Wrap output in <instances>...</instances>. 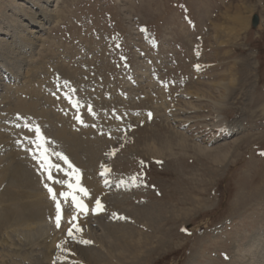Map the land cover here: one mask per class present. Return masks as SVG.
<instances>
[{"label":"rangeland","instance_id":"1","mask_svg":"<svg viewBox=\"0 0 264 264\" xmlns=\"http://www.w3.org/2000/svg\"><path fill=\"white\" fill-rule=\"evenodd\" d=\"M18 99L90 130L111 179L99 173V194L115 200L93 213L90 195L87 215L47 220L32 246L2 230L0 264H32L48 241L43 264H82L68 229L85 219L97 237L101 214L149 237L122 264H243L244 243L264 238V0H0V165L33 141L20 126L35 123L5 105ZM173 132L186 148L166 143ZM137 206L156 208L154 228L130 215Z\"/></svg>","mask_w":264,"mask_h":264},{"label":"bare ground","instance_id":"2","mask_svg":"<svg viewBox=\"0 0 264 264\" xmlns=\"http://www.w3.org/2000/svg\"><path fill=\"white\" fill-rule=\"evenodd\" d=\"M221 85L222 83L221 84L218 83V87ZM31 86L32 85H30V87ZM32 92L34 93V91ZM35 93L33 95H35ZM29 95L30 94L28 93L27 97L30 98ZM69 98L71 99L72 102L74 101L72 97L69 96ZM31 102L32 101H28V103ZM36 102H32L31 104L27 103L28 105L25 106L24 102H21V100L18 99V101H16L15 103L9 101V103L5 105L9 106L8 109L10 111L14 110L15 112V111L23 110L24 113L28 115L27 119L33 121L35 123L34 124L35 126L37 124L36 122H38V124L40 123L39 128L42 135L44 136V140L46 136L48 138L50 136L53 138L52 139L54 140L53 145L51 144L47 145L46 142V148L48 149L49 158L52 161V163L54 162V164L60 165V167L64 170L57 172L55 171V169H53V175L56 178L61 180H67L68 178L64 175V172L69 170L64 167V165L62 164V160L58 159L55 153H62L63 156H65L69 160L70 164L74 165V168L79 169L78 175L80 177V184L83 188H85L88 191L87 196H80V197L81 198L84 197L82 199L83 202L87 205L88 210L89 208L92 209V201L89 198L90 195H92V199L94 200V203H96V200L98 198L103 206L112 204L111 203L112 200H115L114 197L115 194L114 195L110 194L107 196L106 193L102 196L99 194L100 189L98 188V184L96 183L99 174L95 172V169L97 168V164H99L101 145L97 141H93V139L92 140L90 139V135H89L90 130L87 131L83 130L80 133L70 131L68 129V124L70 119L68 112H66L68 113V115L65 114L66 115L65 117H60V116L56 117V115L54 117L51 116V114H49L48 112H46L49 109L46 108L47 109L46 111H42L45 109H41L42 107L41 108L39 107L41 110L38 109V112L40 110V113H37L36 109L38 107L36 108L35 106H38L39 104H37ZM47 123L51 127L49 128L46 127ZM26 134L28 136L30 133H26ZM171 134L172 135L168 137V141H166L167 144L173 141L174 138H177L184 147L186 146V139L182 136V134L178 132L177 133L173 132ZM1 136L2 135H0V140H1ZM34 137H32L31 140H33ZM33 145H34V140L30 143V146L26 147L27 153L19 152L21 157H14L13 161L7 162L6 165H0V232L2 230H9L7 231L8 234L10 232L11 233L13 232L12 234H16L17 232V236H19L23 241H27V243H25V247L27 245H31V246L34 245L32 242H34L40 236H44V234L47 233L46 227H48L47 224L45 223L47 222V220L55 219L56 216L55 202L50 198L49 193H47V190L44 186L45 183H48L53 188L58 199H60L62 205L61 212L64 215V217L67 216L68 212H71L72 215L75 214L76 216L79 215L81 216L82 214L73 209L72 203L69 204L70 198H68L67 203H65L64 199L59 197V193L61 191L69 190L66 186H63L61 184H55L53 182H48L43 176V174L39 172L36 163L32 161L33 156H30L28 154V151L30 149L32 150ZM154 146L155 145L151 144L150 148L153 151L160 153L158 151V148ZM100 166L98 167V173L99 171L104 170V168L108 169L106 164L103 165V168ZM101 180H102L101 182L105 180L111 182V179L109 178V171L106 172L105 175L101 177ZM74 182L75 181L73 180V183ZM128 212L130 213V215L135 217L136 220L142 222L148 228L155 227L154 224L158 219V215L156 214L157 212L156 208L137 206L130 209ZM117 217L116 216L113 217L111 215L107 216V214L106 215L101 214L99 216L98 221L96 222L97 225L99 226L98 230L100 231V235L97 237L92 235L93 229L92 227H88L87 220L85 222V219H82V221L78 223V226L84 224L85 228L84 229L81 228V231L77 232L78 235L77 237L80 239L82 237L81 240L88 239L89 241L92 242L91 244L92 247L85 246L82 243L78 242L77 251L81 252V254L86 259L83 260V262H81L82 264H109L108 262L103 261L104 260L103 258L105 256L107 257L108 255L111 257V259L113 257L116 258V264H122L124 260L130 259L129 256L130 254H132V251L135 249L134 245H139V247L147 245L146 241L149 239L147 235H143L142 233L136 232V230H134L132 226L129 225L125 220ZM31 224L34 225L35 228L32 227L28 229L29 225ZM22 226H27V229H25L27 231H23V229L21 231L20 227ZM137 234L138 236L141 237H136ZM252 236L253 237H249L248 242H245L243 245L244 247L242 250V255L245 258L243 264H264V259H263L264 242L260 241V240H264V238L262 239L263 235L260 234L259 232L257 233L254 232ZM48 242L47 243L43 242L40 244L43 245V249L41 251V257H36V256L32 257V259L35 258V260H29L32 264H43L42 260L44 258L49 257L51 253L50 250L53 248L55 241L52 242L48 241ZM93 243L95 245L97 244L99 250H97L96 246H94ZM258 245L260 247H258ZM102 249H105L106 255L103 254ZM25 256L26 258L27 257L30 258L31 255L28 256V254H25Z\"/></svg>","mask_w":264,"mask_h":264},{"label":"snow or ice","instance_id":"3","mask_svg":"<svg viewBox=\"0 0 264 264\" xmlns=\"http://www.w3.org/2000/svg\"><path fill=\"white\" fill-rule=\"evenodd\" d=\"M197 67H199L197 65ZM78 103V102H77ZM91 110V109H89ZM77 119H79V117H77ZM26 127L28 125H25ZM32 129L30 128V131ZM35 143H36V147L38 149H40V153H39V158H37L35 155L33 156L34 159H37V162L40 164V168L41 171L47 174V180L51 181L55 184H61L63 186H66L69 190L68 191H61L59 193V197L64 199V202L67 203L68 198H71V202L74 205L75 209L77 212L79 213H83V214H87L88 208L87 205L84 204L83 199L77 195V193H81L83 194V196H87L88 195V191L83 188L80 184V177L78 175L79 173V169L74 168V166H72L70 163L68 164V168L71 169V171H65L64 174L68 177L67 180H61L56 178L53 175V169H55V171L59 172V171H64L60 165L58 164H54L51 162L49 156H48V149L46 147H44V138L43 135L40 131L39 126H35ZM55 155L58 157V159L63 160L65 163H68L67 158L65 156H63L62 153H55ZM261 155H264V152L261 153ZM143 164V162H141ZM159 163V162H158ZM103 168V165H102ZM109 169L104 168V170L100 173L101 176L105 175L106 172H108ZM135 178H133L134 180ZM73 180L75 181L73 183ZM105 183H107V181H105ZM45 188H47L48 192H49V196L50 198L55 202V207H56V226L59 228L60 227V221L62 218L61 215V202L60 199H58L56 193L54 192L53 188L48 184L45 183ZM103 205L101 204L100 200L97 198L96 203H95V207L92 209L93 213L99 212V211H103ZM117 214L113 213V216L115 217ZM120 219H125V217H119ZM72 220L76 219V215L74 214L73 217L71 218ZM71 223V221H70ZM73 228H75L76 232L81 231V229L79 228L78 225L73 224L71 228L68 229V236L75 238L74 234H73ZM80 243H84V244H90L92 243L91 241L88 240H80ZM59 247V245H58Z\"/></svg>","mask_w":264,"mask_h":264},{"label":"water","instance_id":"4","mask_svg":"<svg viewBox=\"0 0 264 264\" xmlns=\"http://www.w3.org/2000/svg\"><path fill=\"white\" fill-rule=\"evenodd\" d=\"M250 26L252 29H259L260 28V17L258 15V13H254L252 18H251V22H250Z\"/></svg>","mask_w":264,"mask_h":264}]
</instances>
